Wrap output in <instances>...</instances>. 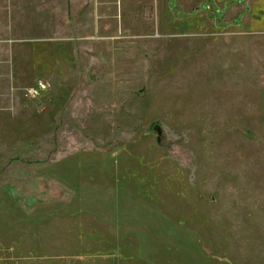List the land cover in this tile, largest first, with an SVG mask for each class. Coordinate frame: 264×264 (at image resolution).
I'll list each match as a JSON object with an SVG mask.
<instances>
[{"label":"rangeland","instance_id":"obj_1","mask_svg":"<svg viewBox=\"0 0 264 264\" xmlns=\"http://www.w3.org/2000/svg\"><path fill=\"white\" fill-rule=\"evenodd\" d=\"M0 264H264V0H0Z\"/></svg>","mask_w":264,"mask_h":264}]
</instances>
